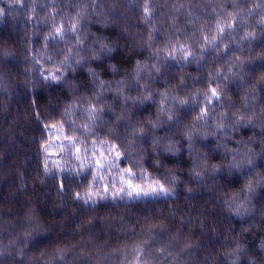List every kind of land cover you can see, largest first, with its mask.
Here are the masks:
<instances>
[{
	"label": "trees",
	"instance_id": "16d2710c",
	"mask_svg": "<svg viewBox=\"0 0 264 264\" xmlns=\"http://www.w3.org/2000/svg\"><path fill=\"white\" fill-rule=\"evenodd\" d=\"M121 1L0 0V86L4 85L2 90L0 88V251L3 245L9 243L24 250L30 241L18 247L17 243L13 242L16 239L12 234L15 233L17 223L20 225L16 228L27 227V224L32 222L35 223L36 230L42 228V233L45 232L37 238L41 243L36 242L40 248L37 254H40L38 253L40 250L43 254L34 255L32 248L15 264H20L19 261L24 264H135L141 253H144L142 248L147 247L145 243H155L150 247L154 254L157 253L155 251L157 241L152 240L158 236L157 232H163L158 233L160 238L176 235L175 242L180 245L190 243V250L192 246H198L199 251L196 253L191 251L193 254L191 261L196 259L195 256H200L204 264H264L263 250L260 248L264 245V219L257 220L255 226L242 225L238 223V219L231 222L232 215L224 211L218 200L219 194H223L220 199L225 200L224 195L227 198V192L229 196L231 193L237 196L245 193L244 185L249 184V181L247 182V176L243 173L247 174L253 168L240 167L241 172L234 170L221 172V169L229 165L231 156L235 155L231 151L235 148L236 151L240 150V146L237 147L238 142L248 141L247 146L254 147L257 154H260L264 150V131L247 127V124L237 125L232 122L233 119L227 117H220L219 119L223 121L218 126L216 125L218 121L211 124V119H214L209 117L211 112H216L219 116L218 112L222 109L214 108V104L226 96L229 97L230 92L228 95L222 87V95L212 96L214 100L209 103L205 97L208 95L211 97L210 91H200V88L195 90L190 82L192 78L197 77L202 67L191 65L184 74L183 70L189 67L190 63L186 67V64L183 66L179 62L175 63L176 57L173 55L169 58L156 57L152 63L154 66L147 67L148 79L156 80L153 88L145 79L146 73H142L140 77L139 75L132 77L133 68L137 64L143 66L142 63L147 60L146 54L156 50V43L163 40V37L158 26L156 31L153 30L151 10L144 13L151 34L156 35V37L150 35L148 45L151 50L135 51L125 46L123 35L125 28L122 27L121 21L125 18L122 13L139 12L141 0H134L133 5L137 4L136 6H128L132 11L124 6L128 3L127 0ZM116 3H119L117 11H111L112 4ZM143 4L148 5V0H143ZM238 6L240 4L235 7ZM219 15L215 19L222 20L231 14L226 10ZM116 16L121 17V20H114ZM97 17L103 20L113 17L111 20L114 23L105 21L101 24L96 20ZM206 18L208 16H204L202 20L207 21ZM229 27L226 28L227 32L213 31V34L221 36V33H224L220 40L224 39ZM99 40L103 41L105 50L99 48L97 44ZM221 42L225 50L232 49L228 41ZM145 45L148 48L147 43ZM218 53V49L208 50L207 62H215L214 57ZM260 53L264 54V51ZM151 54L155 57V54ZM225 54H228L227 51ZM225 54L220 56L226 57ZM92 56H95L92 60L96 59L90 63L89 58ZM183 61L189 62V59ZM179 70L183 76L178 80ZM93 77L106 83L108 80L117 82L127 77L131 82V88L137 85L140 87H136V92L130 91L128 95L131 98L126 99L125 102L128 104L122 111L115 109L117 107L115 102H121L117 100V96L112 93L106 95L104 92L95 95L96 103L101 107L96 108L94 101L88 102L83 99V96L88 97L89 93L80 97L85 91H92ZM210 77L213 78L211 73ZM253 77L251 74L249 80ZM181 79L185 85L180 84ZM6 90L11 93L2 92ZM95 90L92 92H96ZM237 93V89L234 88V98L237 97ZM71 99L74 100L72 103ZM201 99L206 101L202 102ZM80 102L84 104L82 105L85 107L84 110H80L77 104ZM106 103L111 104L109 111L103 108L102 104ZM70 108L68 112L67 109ZM91 110L93 112L89 113ZM128 112L133 118H137L135 120L150 123L157 122L160 113V121L166 122L168 117L174 126L169 131V125L162 124L166 126L165 130L164 126H161L156 133L152 132L144 139V145L150 151V155L146 151L147 163L151 166V169L146 166L144 169L149 173L176 172L179 176L187 174L191 176V181H196L193 179L196 160L199 158L208 160L207 167L217 173L211 174L208 179L201 177L200 179H203L201 182L198 179L193 188H187L188 191L197 189L198 192H203L202 194L189 199L184 191L185 194L179 195L180 200L179 198L165 200L163 204H159V208L149 204L148 210L139 205L142 202H136L130 208L107 206L103 211L96 205L86 202L85 191L78 190L80 183L90 176L82 174L76 168L72 169L75 165H68L65 162L68 167L62 164L64 161H71L69 152H74V147L82 146L80 142L82 144L84 135L76 132L88 135V139L83 142L86 148L89 140L92 142V139L97 138L96 131L105 136L104 140L110 135L116 136L117 133H121L118 129L110 133L106 123L103 129L98 128L101 125L99 118L110 113L111 118L107 119L108 122H113ZM91 120L95 121L93 126L96 128L95 133L86 130L90 129ZM207 120L209 122L199 126L204 134L195 139L197 143L193 146L197 149L190 153L187 150L189 142L183 134L192 127V122ZM225 120L232 122L228 124L231 130L225 126ZM55 124L61 125L65 139L59 142L60 146L55 149L56 155L51 156L54 162H51L44 148H47L46 141L51 125ZM135 125L137 123H133V127ZM214 127L221 130L211 131ZM155 134L162 135L159 140L172 145V150H166L162 146L157 150L152 140ZM92 135L96 138L91 139ZM166 135L174 139L166 138ZM221 144L226 147L220 148ZM124 146L120 145L118 148L121 155L118 168L125 163L124 150L121 149ZM127 146L128 143L125 148ZM54 163L57 166H54ZM257 165L259 168L254 170H262L264 175L263 164L259 162ZM200 168H197L198 174L203 172ZM206 171L210 172L207 169ZM202 183L206 188H202ZM209 195L212 201L208 199ZM258 199L259 202H264V189L260 191ZM227 224H233L236 228L232 231L227 228ZM152 227L156 229H150ZM33 243L35 244V241ZM137 244L139 248H134L136 250L131 254L129 250L133 247L130 246ZM238 248L245 254L248 253L254 261L247 260L242 253L236 256L235 251ZM227 258L232 260L228 261ZM5 261L7 263V260ZM176 263L180 262L172 261L170 258L165 264Z\"/></svg>",
	"mask_w": 264,
	"mask_h": 264
},
{
	"label": "rangeland",
	"instance_id": "374dc122",
	"mask_svg": "<svg viewBox=\"0 0 264 264\" xmlns=\"http://www.w3.org/2000/svg\"><path fill=\"white\" fill-rule=\"evenodd\" d=\"M121 2H123V0ZM127 2L129 4H125V8H128L129 5H133L134 0H127ZM239 4L240 6L235 7ZM118 5L119 3H116L114 5L112 4L110 10L117 11L116 7H118ZM136 5L137 4L133 6ZM120 9L121 8L119 7V11H121ZM226 10H228V12L231 14L228 18L218 20L215 19V17L217 16L216 15L214 17L206 18V20L208 19L207 21H195L196 26L189 29V35L191 38L187 40V43L184 42V38H181V42L179 44H177L175 40L161 44L160 41L162 40H160L156 43V50L152 52H149L151 48L148 45V41L150 39V35L153 34H151L150 28L147 26V16H145L144 14L151 11V8L148 5L144 4L142 14L140 11L133 12L131 10L132 12H129V14H125V12L122 13L125 19L121 20V17L116 16L114 17V20L120 19L122 21V27L125 28V30L123 31V35L125 36V46L131 47L135 51H138L140 49H147L149 52L148 54H146L147 60L142 63L143 66L137 64V66L133 68L132 77L135 78L138 75L140 77L142 73H146L145 79L153 88V83L156 80L150 81L148 79L147 67L154 66L152 65V63L156 57L169 58L173 55L176 57V59L174 60L175 63L179 62L180 64H183V66L186 64L185 67L190 63L189 67H186L185 70H183L185 71L184 74L187 73V70L191 67V65L197 66L198 68L202 67L200 73L197 74V77L192 78L190 82L194 85L195 90H198L200 88V91H210L211 97H209V95L205 97V99L209 101V103L214 100L212 96H216L217 94L222 93V87H224L228 95L230 92L229 97L226 96L214 104V108L222 107V109L218 112L219 116L216 115V112H211L209 117L214 118L211 119V124L213 121L214 123L218 121L216 123V125L218 126V124H222L223 121H221V119L219 118L227 117L229 119H233L232 122H235V124L237 123V125L247 124V127L250 126L252 129L264 131V54L260 53V51H264V0H233V2L228 0ZM219 16L220 15H218V17ZM112 18L113 17L109 18L108 20H103L102 18L99 19L97 17L96 20H98L101 24L105 23V21L107 23H114L111 20ZM227 19H229V21ZM227 27L230 28L228 30V34H225L224 39L221 40H223V42L228 41V45H230L232 48L231 50H225L224 44H222L220 40V38L224 36V33H221V36H218L215 33L213 34V31L219 32L221 30H225L227 32ZM153 36L156 37V35ZM102 42V40H99L97 44H99V48L101 50H105ZM146 43L149 49L146 48ZM95 44L96 43H94V45ZM244 47H246V49ZM210 49L219 50V53L214 57L215 62L213 61V63L207 62L209 57L208 50ZM225 51H227L228 54H225ZM150 53L155 54V57H153L152 54L150 55ZM221 54H225L226 57H221ZM95 56L89 58L91 59L90 63H92L93 60L96 59L94 58L92 60V58ZM150 56H152V58ZM186 58L189 59V62L183 61ZM140 68L142 69L139 70ZM27 70H29V68ZM179 72L180 75L178 77V80L183 76V73H181L180 70ZM209 72L211 73V76L213 78L210 77ZM251 74H253L254 77L253 79L250 78L249 80V76ZM43 78L45 79V77ZM143 79L141 80L143 81ZM91 84L92 91L93 89H96V92H92L90 90L89 92L85 91V94H80V97L89 93V96H83V99L87 100L88 102L94 101V106H96V108H101L96 103L97 99L95 95L103 92L106 95L112 93L113 95L117 96V100L121 101L115 102V104L117 105L115 109L117 111H122V109L126 108L128 102L125 101L126 99L131 98L128 95L130 94V91L133 90L134 92H136V87H140V85H137L136 87L131 88V82L127 77L121 80H117V82L116 80H108L107 83L101 82L97 78L93 77ZM180 84L185 85L183 79L180 80ZM3 86V84L2 86H0L1 90ZM234 88H236L238 91L236 98H234ZM2 92L11 93L7 90ZM140 92L141 91H139V93ZM120 96H122L123 98H121ZM205 99H201L202 102H205ZM73 101L74 100L71 99V103ZM77 104L80 106V110L85 109V107H82V105H84L83 103L80 102ZM102 105L103 108H106V110L109 111V105L111 104L106 103ZM70 110L71 108L67 109L68 112H70ZM91 112L93 111L91 110L89 113ZM131 117L132 114L128 112L126 114H123L122 118L118 117V119L113 120V122H108V119L111 118L110 113H107L103 117L99 118V120L101 121V125L98 126V128L103 129L106 123V125L108 126V131L110 133L115 131L116 129L121 131V133H117L116 136L110 135L104 140L103 137L105 136L98 134V131H96L97 138L95 137V135H92L91 139H96H92V142H90L91 140H89L86 143V148H84L83 142L84 140L88 139V135L84 134V132H76L84 135L82 144L80 142V146H82L78 148L74 147V152L67 151L70 154L69 159L71 161H64L62 164L75 165V167H73L72 169L76 168L82 174H88L90 176L80 183V190H78L79 192L85 191L84 194L86 202L90 203L91 205H96L97 207L102 209V211L107 206H124L130 208L131 205H135L136 202H142L139 205L142 206L143 209L148 210L149 204L153 205L155 208H159L165 200L170 201L178 199L179 195L181 196V193H184V191L187 193L186 196H188L189 199H193L194 197L199 196V194H202L203 192H198L197 189L188 191L187 188H193L194 184H197L198 179H200L201 177L208 179L211 174L213 175L217 173L215 171H211V169L207 167V165H209L207 163L208 160L206 161L205 158H203V160L201 158H199V160H196L195 168L193 171V179H195L196 181H191V176L187 175L186 173V176H179V174L177 175L176 172L174 174H167V171H165V173L163 174H159V172L157 171H150L151 173H149L146 169H144L145 166L148 169H151V166L147 163L148 155H146V151L149 155L150 151L147 147H145L144 139L149 137L152 132L156 133V131L165 124L169 125V131L171 130V127L174 128V126L171 120H168V117L166 118L167 123L160 121V113L158 114L157 122L153 121L151 123L143 121L139 122L140 120H135L137 118ZM207 122H209V120L192 122V127L189 128V130L185 134H183L185 139L189 142L187 150H189L190 153L194 152L197 149L193 146L195 145V143H197L195 139L198 138L199 135L202 136L204 134V132L200 131L199 126ZM232 122L229 120H225L224 124L231 130V127L228 124ZM90 123V129H85L88 132L92 131L93 133H95L94 130H96V128H93L95 121L91 120ZM127 123L129 126H127ZM133 123H137V125L133 127ZM193 123H195V125ZM110 124L111 126L109 127ZM165 128L166 126L163 127V130H165ZM219 130L221 129L214 127L211 131L214 132ZM62 131L64 130H61V125H51V131L46 141L47 148H44V150L46 151L45 154H48L51 162H54V159H52V157L56 155L55 149L60 146L59 142L65 139L63 137L64 134H62ZM213 132L207 133L211 134ZM159 136L160 138H158ZM159 136L155 134L152 137V140H154L153 143L156 145L157 150L160 148V146H162L166 150H172L173 146L168 142L164 143L159 140L161 139L162 135ZM168 136L169 135H166V138L174 139ZM123 137L125 138L123 139ZM247 142L248 141H244L242 143L238 142L237 147L240 146V150L238 149L239 151H236V148L233 149L231 152L233 154L235 153V155L231 156L229 165H226L227 167L225 166L221 169V172L222 170H234L236 172H241V169H243V167L245 169H248L251 166V169L253 168L252 170L248 171L247 174L243 173L244 176H247V182L249 181V184L245 183L244 185V187H246L244 189L245 193L238 196L235 195V193H231L229 196L228 192L224 191L227 192V198L226 195H224L225 200H222L220 198L223 197V194H219L218 200L219 202H221V206L224 211H227L232 215V219L230 220L231 222H235V220L238 219V223L242 225L250 224L251 226H255L254 224L257 220L260 221L264 219V202L261 203L258 199L260 191L264 189V175L262 174V170H254V168H259V166L257 165V163L259 162L263 164L264 170V159H262L264 150L261 151L260 154H257V151L256 149H254V147L251 148L247 146ZM124 143L125 146L126 143H128V146L126 148L124 146ZM120 145L121 147L124 146V148H121L122 150H124L123 156L125 163L124 166H121L123 167V169H121V167H117V164L121 159V155L118 151ZM222 146L223 148L226 147V145L221 144L220 148H222ZM65 162H67V164ZM54 166L57 165L54 163ZM197 168H200L203 172L201 171L202 173L198 174ZM206 169L210 170V172L206 171ZM202 180L203 179H200L199 181L201 182ZM202 188H206V186L203 184ZM167 196H169L170 198H168ZM180 199L181 197L179 198V200ZM208 199L212 201V197L210 195ZM125 202H133V204H126ZM10 222L13 221L10 220ZM17 225L20 224L17 223ZM34 227L35 223L32 224V222H29V224H27V227L19 226L16 229L14 228L15 233L12 235L13 238L16 239V241L13 240V242L17 243V246L20 247L24 243L26 245L30 241L28 243L29 246L27 244V246H25L26 248L23 250L22 247L16 248L12 246V243H9L7 245L5 244V246L3 245L0 251V264H15L18 259H23L24 254H27L28 251L32 250V248L34 255L43 254L41 253V250L38 252L40 254H37V250L39 248L37 247V244L41 243V241L37 238H40V236L45 232L42 233V228H39L40 230H36ZM150 229L156 228L152 227ZM49 231L52 232L51 230ZM162 231H164V229ZM158 233L162 234L163 232H157L156 235L159 236ZM158 236H155L152 239L154 240V242L157 241V245L155 247V251L157 253L154 254V251L150 247L155 243H145L147 247L142 248L144 253H141L135 264H156L157 262L159 264H165L167 259L170 258L172 259V261L174 260L180 262L176 264H204V260L200 256L194 255L197 261L195 262L194 259L193 261H191V255H193L192 252L196 253L197 251H199L198 246L194 245L190 250V243L187 242L184 243L185 245H180L178 242H175L176 235H165V238H160ZM33 241H35V244L33 243ZM36 242L38 243L36 244ZM32 244L34 245L31 246ZM10 247L13 248L11 249ZM130 247H133V249L130 250L128 247L129 252L132 254L134 253V250H136L134 248H139V245H132ZM260 248L261 250H263L264 258V245H261ZM235 252L236 256H238L237 254L242 253L247 260H251V262L254 261V259L248 256V253L245 254L240 248H238ZM46 255L47 254H44V256ZM5 260H7V263ZM184 260L187 262H184ZM227 260L231 261L232 259L227 258ZM19 262L20 264H24L22 261Z\"/></svg>",
	"mask_w": 264,
	"mask_h": 264
},
{
	"label": "clouds",
	"instance_id": "9594fccd",
	"mask_svg": "<svg viewBox=\"0 0 264 264\" xmlns=\"http://www.w3.org/2000/svg\"><path fill=\"white\" fill-rule=\"evenodd\" d=\"M228 0H148L152 10L153 30L160 31L163 40L161 44L175 40L177 44L184 37V42L190 39L189 28H194L195 21L204 16L214 17L226 11ZM140 12L144 7L143 0L139 5Z\"/></svg>",
	"mask_w": 264,
	"mask_h": 264
},
{
	"label": "bare ground",
	"instance_id": "6f19581e",
	"mask_svg": "<svg viewBox=\"0 0 264 264\" xmlns=\"http://www.w3.org/2000/svg\"><path fill=\"white\" fill-rule=\"evenodd\" d=\"M227 228H229V229H231L233 231L236 227L233 226V224H229V225L227 224ZM195 261H197V260L195 259ZM205 262L208 263L207 261H205ZM210 264H213V263H210Z\"/></svg>",
	"mask_w": 264,
	"mask_h": 264
}]
</instances>
